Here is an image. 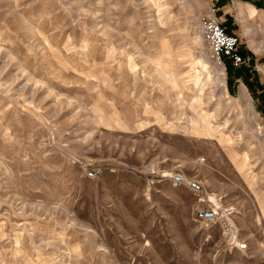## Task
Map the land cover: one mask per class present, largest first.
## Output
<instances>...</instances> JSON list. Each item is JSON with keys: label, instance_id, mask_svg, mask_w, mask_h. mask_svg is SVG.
<instances>
[{"label": "rangeland", "instance_id": "1", "mask_svg": "<svg viewBox=\"0 0 264 264\" xmlns=\"http://www.w3.org/2000/svg\"><path fill=\"white\" fill-rule=\"evenodd\" d=\"M213 12L242 66L212 58ZM262 15L264 0H0V264H264ZM175 173L233 210L236 240L196 221Z\"/></svg>", "mask_w": 264, "mask_h": 264}, {"label": "built area", "instance_id": "2", "mask_svg": "<svg viewBox=\"0 0 264 264\" xmlns=\"http://www.w3.org/2000/svg\"><path fill=\"white\" fill-rule=\"evenodd\" d=\"M201 31L213 59L221 63L228 61V63L235 67L244 64L245 61L238 52V38L228 34L222 28L214 12L211 16L202 20ZM170 181L174 188L185 187L198 199L196 221L204 223L206 226L223 225L227 228L228 235L233 240H236V232L228 219L233 214L232 209H220L216 205V201H213L211 197L210 201L206 200V193L201 183L197 180L188 179L182 173H175L172 175ZM245 248L246 246L244 245L239 246V249Z\"/></svg>", "mask_w": 264, "mask_h": 264}, {"label": "bare ground", "instance_id": "3", "mask_svg": "<svg viewBox=\"0 0 264 264\" xmlns=\"http://www.w3.org/2000/svg\"><path fill=\"white\" fill-rule=\"evenodd\" d=\"M250 8V7H249ZM250 13L251 14H254L255 13V8H253V7H251L250 8ZM211 16V15H210ZM262 17L264 18V15H262ZM161 73L163 74V72L161 71ZM241 97L242 98H244V99H246V100H248L247 102H249V106H250V109L253 111L254 110V107H253V105H252V102L250 101V99H248V94H247V91H246V89L244 88V89H242V92H241ZM212 131V132H211ZM206 136L208 137V138H216V139H218L220 142H221V140L223 139L221 136H219V137H216L215 136V134H214V131L212 130V129H206ZM227 144H228V146L229 147H231V146H235L237 143L236 142H227ZM236 163H239V170H243L244 169V167H245V163H246V161H240V160H238V161H235ZM212 200L213 201H216V199H214V198H212Z\"/></svg>", "mask_w": 264, "mask_h": 264}]
</instances>
